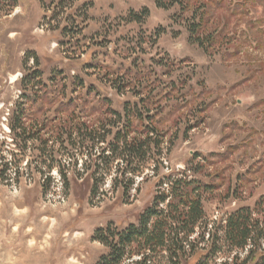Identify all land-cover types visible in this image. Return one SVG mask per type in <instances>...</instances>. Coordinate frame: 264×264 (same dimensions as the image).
Here are the masks:
<instances>
[{
    "label": "rangeland",
    "instance_id": "1",
    "mask_svg": "<svg viewBox=\"0 0 264 264\" xmlns=\"http://www.w3.org/2000/svg\"><path fill=\"white\" fill-rule=\"evenodd\" d=\"M199 1L0 0V264H96L109 250L97 232L136 223L159 181L195 154L204 167L187 174L217 186L198 245L264 198V0H227L235 15L215 25V48L196 31ZM33 74L41 85L25 89ZM43 97L52 102L40 107ZM22 110L26 131L13 127ZM134 111V130L159 133L127 169L110 147ZM220 236L208 264H254L251 243L233 249Z\"/></svg>",
    "mask_w": 264,
    "mask_h": 264
},
{
    "label": "trees",
    "instance_id": "2",
    "mask_svg": "<svg viewBox=\"0 0 264 264\" xmlns=\"http://www.w3.org/2000/svg\"><path fill=\"white\" fill-rule=\"evenodd\" d=\"M186 1L189 5L191 1L195 0ZM198 1L196 0V2ZM201 3L204 10L196 31L207 36L209 46L219 47L222 44V31H218L215 25L223 24L221 18L225 20V16L229 18L234 16L235 7L227 0H203ZM219 11H222L223 14H217ZM208 26H212L213 31L208 33ZM35 76L36 74H33L25 78V89H34L37 85H41L40 82L34 83ZM25 96L26 102L31 103V106H34L38 101L37 96L30 97V99L27 94ZM42 101L44 103L40 107L44 106L45 101L48 105L52 102L44 97ZM71 106L77 107L72 102L63 105V107H67L65 111ZM107 109L109 111V108ZM127 116L128 122L125 128L116 134L110 149L113 157H119L121 163L128 169L133 165H139L141 160L147 157L149 151L154 147L152 137L159 132L156 126L155 128L144 127L140 132L134 130L137 129L136 124L143 122L142 115L134 111ZM23 117H26L25 110H22L20 116L17 117L13 126L15 129L26 131ZM132 132L139 133L131 138ZM161 143L160 139L156 142L155 147L160 149ZM221 157L218 155L220 160ZM206 159L200 154H195L189 162L188 170H173L165 175L158 183L152 202L139 215L136 223L119 231L113 229L111 225L100 229L95 235V240L104 244L109 250L100 257L96 264H151L152 258L157 256L165 258L167 264H184L199 253L202 254H199L196 264H208L210 260L216 258L221 250V230H224V241L233 249L245 248L251 243L247 258L255 261L254 264H264V248L261 242L264 227H261L259 218V215L264 212V198L260 199L253 208L243 206L234 210L226 219L224 226L220 224L212 231L205 246L196 243V238L205 241L204 230L199 232L196 238L194 237L197 229H201V225L205 221L206 214L203 206L205 196L213 193L217 186L212 182H203L195 176H190L187 172H192L194 175L201 172L204 167L202 161ZM160 165L161 161L158 160L156 166ZM135 171L137 170H132V172ZM125 175L121 176L123 180H125ZM128 181L131 184L135 182L133 177ZM164 184L167 185V189L163 186ZM122 194L125 195V192Z\"/></svg>",
    "mask_w": 264,
    "mask_h": 264
}]
</instances>
